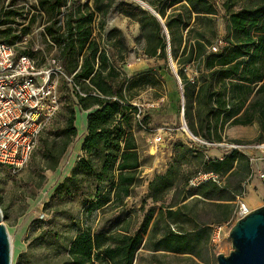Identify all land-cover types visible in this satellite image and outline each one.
Segmentation results:
<instances>
[{
	"label": "trees",
	"instance_id": "16d2710c",
	"mask_svg": "<svg viewBox=\"0 0 264 264\" xmlns=\"http://www.w3.org/2000/svg\"><path fill=\"white\" fill-rule=\"evenodd\" d=\"M141 1L159 14L167 28L189 131L220 143L229 142L230 127L257 124V142H263L264 0ZM117 2L139 24L137 41L143 44V54L164 60L160 68L172 72L163 25L134 1L38 0L37 8L46 16L42 35L46 46L38 51L16 47L40 66L56 59L64 73L73 76V86L64 78L72 99L63 125L39 139L48 169L58 167L77 137V112L88 113L81 154L70 175L55 187L50 202L81 194L84 214L118 211L107 227L79 222L68 258L60 264H134L141 248L202 258L210 252L214 226L228 221L239 206L237 200L243 199L252 165L246 154L236 150L222 159H205L204 153L211 148L182 135L166 171L148 182L147 199L152 205L139 227L132 228L131 215L137 209H128L127 199L142 182V154L131 127L139 110L132 93L136 80L123 66L131 50L116 27L106 35L108 48L95 34L96 25L102 27ZM18 10L0 7V41L15 45L28 32L35 15L25 24L29 12L23 16ZM142 122L146 125L144 118ZM199 173H214L221 181L191 186Z\"/></svg>",
	"mask_w": 264,
	"mask_h": 264
},
{
	"label": "rangeland",
	"instance_id": "374dc122",
	"mask_svg": "<svg viewBox=\"0 0 264 264\" xmlns=\"http://www.w3.org/2000/svg\"><path fill=\"white\" fill-rule=\"evenodd\" d=\"M11 1L0 0V7L3 5L5 9H19L17 13H23V16L29 12L25 24L28 22V17L35 15L28 32L22 35L17 42L19 48L21 50L25 48H33L34 51L43 50L46 46L42 36L46 16L43 11L37 8L38 0H15L14 4L10 5ZM124 1H134L139 4L136 0ZM22 7L23 9H20ZM115 27L123 32L131 50L123 66L128 75L136 80L132 91L136 97L134 104L141 109L142 118L147 125L146 129H142L136 118L131 120V127L141 148L142 182L136 187L133 196L127 199V207L128 209L132 207L137 209L136 213L132 212L130 223L132 228H138L148 208L152 205V202L147 199L148 182L155 175L166 171L175 156V144L182 141L181 124L183 120L181 112H179L180 87L173 72L167 73L165 69L160 68L164 65V60L148 58L143 54V44L141 41H137L140 32L139 24L124 14V6L120 2L112 6L102 27L99 28V24L95 27V34L102 45H107L106 35L110 29ZM17 28L19 30L21 26H17ZM219 28L220 34L223 35L224 27L221 17ZM106 47L108 48V46ZM149 59L151 61H148ZM133 63H141L144 68L137 74L132 73L129 70L131 69L129 64ZM174 63L176 66L175 61ZM160 72H162V76ZM64 81V77L61 76L59 80L60 110L44 129L42 137H46L47 132L60 128L64 123L65 109L72 99ZM152 103L157 104L152 106ZM85 114L87 116V111L77 112L78 135L68 147L56 169L52 170L46 167L40 141L29 163L22 169L13 170L8 166L0 165V208L3 213V222L10 236L12 264L63 263L68 258V247L78 232L79 222L81 224L82 221L84 225L92 223L96 228L107 227L118 215L116 210L105 214L101 212L84 214L81 194L50 202L55 187L70 175L81 154ZM258 133L257 124L233 126L227 130L229 142L242 145L257 142ZM159 136L162 137L161 143L156 142V138ZM217 149L211 148L204 153L205 159L217 157L219 153ZM242 198L237 200V205L241 201L251 210L263 206L264 183L253 176L246 185ZM239 218L237 208L228 221L220 224L222 227L220 242L214 244L210 241V252L203 254L202 258L187 253L142 249L137 254L135 264H218L217 254L229 255L232 250L228 233ZM25 255L26 258L23 257Z\"/></svg>",
	"mask_w": 264,
	"mask_h": 264
},
{
	"label": "built area",
	"instance_id": "2783aa9c",
	"mask_svg": "<svg viewBox=\"0 0 264 264\" xmlns=\"http://www.w3.org/2000/svg\"><path fill=\"white\" fill-rule=\"evenodd\" d=\"M18 44L0 41V165L13 170L22 169L38 146L40 136L60 109L61 98L59 80L63 76L70 85H74L73 76H67L54 58L40 66L37 60L25 53H19ZM214 51L217 47H212ZM77 89L79 87L75 86ZM157 103H152L155 106ZM138 106V105H137ZM139 108V106H138ZM142 129V111L135 115ZM183 136L193 142L210 148L222 149L218 156L239 151L246 154L252 165V177L264 183V141L248 145L232 142H208L193 135L185 122L181 124ZM157 143L162 137L156 138ZM212 180L220 183V177L214 173H199L190 181L191 186ZM251 209L240 201L239 217L247 215ZM222 227L214 226L211 242H220Z\"/></svg>",
	"mask_w": 264,
	"mask_h": 264
},
{
	"label": "water",
	"instance_id": "95a60500",
	"mask_svg": "<svg viewBox=\"0 0 264 264\" xmlns=\"http://www.w3.org/2000/svg\"><path fill=\"white\" fill-rule=\"evenodd\" d=\"M143 7L150 10L163 25L168 40V61L171 71L178 80L181 90L182 120L184 118L183 86L177 73L175 63L170 53L169 34L167 28L157 12L141 0ZM228 236L231 240L232 250L229 255L217 254L218 264H264V205L252 209L247 215L239 218L231 227ZM0 264H12L11 242L8 229L3 222V213L0 208Z\"/></svg>",
	"mask_w": 264,
	"mask_h": 264
},
{
	"label": "crops",
	"instance_id": "0c3cea01",
	"mask_svg": "<svg viewBox=\"0 0 264 264\" xmlns=\"http://www.w3.org/2000/svg\"><path fill=\"white\" fill-rule=\"evenodd\" d=\"M148 61H151V59H149ZM129 66H130V68L131 69H129L132 73H135V74H137V73H139V72H141V70L144 68L143 67V65H141V63H133V64H129ZM163 77H164V75H163ZM88 114V113H87ZM87 117V116H86ZM84 118H85V116H84ZM82 129H83V137H84V135L86 134V118L85 119H83V127H82ZM217 151L219 152L218 153V156H220L222 153H223V150L222 149H217ZM217 156V157H218ZM260 181V180H259ZM140 250H142V248L140 249ZM140 250H139V252H140ZM138 252V253H139ZM135 264V263H134Z\"/></svg>",
	"mask_w": 264,
	"mask_h": 264
},
{
	"label": "bare ground",
	"instance_id": "6f19581e",
	"mask_svg": "<svg viewBox=\"0 0 264 264\" xmlns=\"http://www.w3.org/2000/svg\"><path fill=\"white\" fill-rule=\"evenodd\" d=\"M84 113H85V112H84ZM84 113H83V114H84ZM81 116H82V115H81ZM81 116H79V117H81ZM85 116H86V114H85ZM83 119H85V118H83ZM77 122H78V121H77ZM81 123H82V122H81ZM77 126H78V125H77ZM81 127H82V125H81ZM81 130H82V129H81Z\"/></svg>",
	"mask_w": 264,
	"mask_h": 264
}]
</instances>
